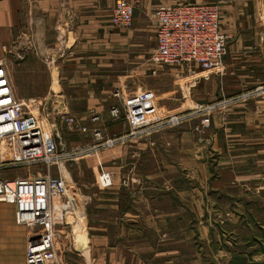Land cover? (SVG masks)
Returning a JSON list of instances; mask_svg holds the SVG:
<instances>
[{
    "label": "crops",
    "instance_id": "1",
    "mask_svg": "<svg viewBox=\"0 0 264 264\" xmlns=\"http://www.w3.org/2000/svg\"><path fill=\"white\" fill-rule=\"evenodd\" d=\"M197 1L138 0L133 20L136 11L140 14L159 4L203 3ZM114 3L115 0H0V60L6 63L16 97L25 104L42 103L52 89H65L56 96L64 97L66 106L89 105L96 97L101 98L89 94L84 76L75 81L65 74L100 73L103 61L110 65L116 62L118 36L111 32L110 25ZM234 20L239 26L248 24L247 17ZM258 22L262 30L259 19ZM155 25L154 16V40ZM248 36L240 32L237 41ZM229 52L223 60V70L199 71L196 81L190 76L191 69L164 68L152 59L157 67L150 69V74L156 75L150 90L156 92L157 105L159 100L175 101L177 95L204 104L235 94L231 89L236 86L227 83L233 72L229 56L238 59L242 54L249 57L251 52L248 47ZM193 70L198 72V68ZM191 81L198 84L192 86ZM163 87L171 92L162 93ZM259 102V111L255 101L241 103L236 114L229 117L234 121L230 126L220 128L218 123L201 139L191 125H184L172 131L159 130L145 141L112 148L110 155L115 160L110 163L104 153L101 158L106 167L110 165L112 185L101 189L96 179L72 183L75 194L86 201L84 227L77 234L75 244L79 248L73 247L74 252L64 248L59 257L61 264H204L206 260L199 252H207L210 247L212 255L213 244L219 242L216 221L211 220L214 214H223V209L215 208L216 198L229 200L230 194L238 190L248 196L252 186L253 194L260 197L259 188L264 183L255 171L264 170V103ZM216 119L212 118V126ZM121 126L110 134L124 131V124ZM97 130L93 139L101 136ZM218 137H225V143L222 138L221 144H216ZM67 139V144L75 146L90 141ZM14 213L13 205L0 203V264H25L29 231L15 223ZM70 235L65 239V233L60 232L62 243L66 240L71 245ZM195 244L199 250L190 253ZM221 245L224 246L223 239Z\"/></svg>",
    "mask_w": 264,
    "mask_h": 264
},
{
    "label": "built area",
    "instance_id": "2",
    "mask_svg": "<svg viewBox=\"0 0 264 264\" xmlns=\"http://www.w3.org/2000/svg\"><path fill=\"white\" fill-rule=\"evenodd\" d=\"M137 2L115 0L110 25L117 29L129 27ZM154 16L156 45L152 59L157 65L191 69L193 72L190 76L194 81L200 78L201 71L221 69L227 35L222 31L217 3L159 4L154 8ZM257 17L262 24L260 48L264 59V0L259 1ZM3 50H6L5 46ZM193 68H198V72ZM114 95H119V91ZM251 99H264V82L260 81L252 88L214 102L162 114L154 92L144 89L122 100L124 131L105 138L100 136L93 144L86 142L62 152L58 151L53 131L44 126L41 114L29 110L28 104L16 97L6 63L0 60V203L13 205L15 223L29 231L25 264H61L56 247L60 232L65 233V239L70 233V241L75 244L77 227L84 226L83 208L72 193V190L75 191L74 185L60 175L52 176V167L59 168L64 162L93 157L96 160L97 185L107 189L111 187L113 177L101 162L103 150L148 140L153 133L180 126L199 113L201 116L209 115L224 110L226 106ZM118 113L117 107L111 108V116L118 118ZM98 118L97 114L90 116L91 121ZM84 120L83 117L68 113L64 117L65 126L72 132H87L88 126ZM201 123L203 126L208 125L207 120ZM94 134L97 137L98 130ZM110 158L111 161L115 160L114 156L110 155ZM30 166L39 168V171L26 178H1L5 172ZM69 211L73 213L68 214Z\"/></svg>",
    "mask_w": 264,
    "mask_h": 264
},
{
    "label": "rangeland",
    "instance_id": "3",
    "mask_svg": "<svg viewBox=\"0 0 264 264\" xmlns=\"http://www.w3.org/2000/svg\"><path fill=\"white\" fill-rule=\"evenodd\" d=\"M259 1L260 0L197 1L203 3H217L219 6L222 31L227 35L223 60L226 59L228 53L230 55V49L236 47L240 50L247 47L250 49V58L248 56L244 57L246 55L243 54V56L241 55L238 59H232V57L229 56L231 59L230 63L233 64V72L228 75L227 83L231 86H236L237 89H231L233 91L235 90L234 92L236 93L237 91L238 93L243 91L245 87H254L257 82H264V60L260 48L261 27L257 19ZM135 13L134 20L129 27L122 29L111 27V32L118 36L117 60L115 63L112 62L110 65L109 61H103L102 71L100 73L65 74L66 77L69 75V77H74L75 81H78L79 77L84 76L86 83L88 84L87 91H89V94L92 96H101V98L96 97L89 105L79 104L75 106H66L64 103V97L56 96L60 95L61 92H65V89H52L51 95L45 99L44 102H32L26 105L29 110L40 113L44 118V126L51 129L56 137L58 151L61 150L62 152H65V150L75 147V145L67 144V138H69V141H77L83 138L84 140H90L88 142L93 144L96 142L94 141L95 139H93L95 137V130L100 129L101 137L105 138L107 135H110L111 131L122 129L123 98L146 88L150 89V86H152L151 84L155 83L156 75L154 76L150 74V69L157 67L156 64L152 62V52L155 47L154 9L147 8L140 14H138L137 11ZM234 17H247L248 24H242L239 26L238 21L235 22ZM140 21H143L142 25H140ZM225 28L228 29V31H225ZM240 32L247 33L249 35L248 38H241L240 41H237ZM255 46L256 48H254ZM167 67L172 66H166L164 68ZM221 70H223V68ZM77 83L78 82H74L73 84ZM191 83L192 86L198 84V82L192 81ZM180 85L182 89L185 88V85L181 83V80ZM71 91L74 92L79 90L71 88ZM83 91L85 92V89H83ZM116 91H119V95L117 96L114 95ZM170 92V90L163 87L162 93ZM177 96L178 98L175 101L171 100L163 103L158 99L159 111L162 114H171L180 112V110L184 111V108L188 109L201 103L198 102L195 104L190 102L189 96ZM249 101H255L258 104L257 108L254 106L258 111L260 110L259 101L264 103V99L258 101L251 99ZM113 107L119 109L118 118H115L110 114V110ZM239 108H241V104L235 103L226 106L224 110H217V112H212L209 115L201 116L199 113L197 118H194L192 121L167 129L172 131L174 129H179L184 125H191L192 130H194L201 139L209 128L211 129V127L214 126L217 127L218 123L221 124L220 128L230 126L229 124L234 121L230 120L229 117L231 114H236L235 111ZM68 112L77 113V116L85 117L88 131L81 133L72 132L67 129L64 117ZM93 114H97L99 119L91 121L90 116ZM213 117L217 118V123L212 126ZM206 120L208 125L203 126L201 122ZM240 120L241 118L237 120V123H240ZM68 133L71 134L67 135ZM222 138H224L223 142L225 143V137H218L216 144H221ZM84 140H81V142H84ZM166 145H169V143H166ZM110 151L111 148L103 150L102 152V155L107 152L108 162L111 160ZM102 155L100 156L101 162L105 170L109 171L108 168L110 165L108 164L109 166H105L101 158ZM209 156L208 153V157ZM37 171H39V168H33L30 166L23 170L5 172L2 174L1 178H26L30 174L34 175ZM250 172L252 171L250 170ZM50 173L52 176L60 175L63 179H66L73 184L79 179L86 181L87 183L96 179L97 182L96 160L93 157H87L75 162H64L59 168L52 167ZM255 173L261 174V182L264 183V170L262 172L255 171ZM87 188H89V186ZM237 188L240 189V187ZM249 188L252 191L248 196L243 195L241 191L239 192L238 190L237 193L230 194L229 200H226L225 198L222 199L219 196L216 198L215 208L218 210L223 209V214L220 216L219 214H217V216L214 214V219L211 220L216 221L215 226L219 242L213 244L212 255L210 247L206 249L207 252L204 250L203 252L198 251L200 254L199 256L206 260L204 264H264V185L262 184L261 188H259V196L261 198L253 194L255 193L252 189L254 188L253 186ZM252 195H254V197ZM78 199L80 198L78 197ZM80 202L81 209L83 207L86 208V201L80 200ZM219 227H224V229L225 227H229L230 229L222 231L219 230ZM222 239L224 241L223 247L221 245ZM56 247L58 248L59 257H61L62 252H65L64 248H67V251L72 250L74 252L73 247L77 248L78 245L75 244V246H73L72 243L71 245H68L66 240L64 244L59 238ZM198 248V244H195L193 249L191 248L190 253H194V251L197 252V250H199Z\"/></svg>",
    "mask_w": 264,
    "mask_h": 264
},
{
    "label": "bare ground",
    "instance_id": "4",
    "mask_svg": "<svg viewBox=\"0 0 264 264\" xmlns=\"http://www.w3.org/2000/svg\"><path fill=\"white\" fill-rule=\"evenodd\" d=\"M72 193L74 194L75 199H76L77 201H79V204H80V203H81V202H80V199H78V196L75 194V191H72ZM72 213H73L72 211H69V212H68V214H72ZM83 227H84V226H79V227H77V230H76V231H77L78 233H80V232L83 230ZM79 235H81V234H79ZM77 248H79V247H77Z\"/></svg>",
    "mask_w": 264,
    "mask_h": 264
}]
</instances>
